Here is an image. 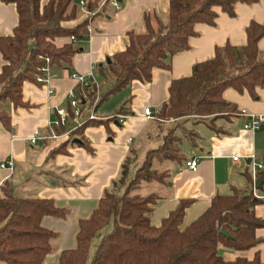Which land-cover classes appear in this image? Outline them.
I'll list each match as a JSON object with an SVG mask.
<instances>
[{"label": "trees", "instance_id": "1", "mask_svg": "<svg viewBox=\"0 0 264 264\" xmlns=\"http://www.w3.org/2000/svg\"><path fill=\"white\" fill-rule=\"evenodd\" d=\"M0 1L12 3L17 12L12 33L0 35V53L5 61L0 66V101L7 100L13 107L25 106L23 82H36L44 57L49 58L55 72L71 66L79 50L76 44L89 37V21L102 12V7L98 9L102 0H83V8L79 0ZM256 1L168 0L164 19L144 12V31L127 30L125 48L96 64L99 103L133 80L150 81L154 68H168L170 58L189 47L196 23H215L216 7L232 16L235 3ZM85 12L89 14L80 22L67 25ZM245 33V44L216 46L213 56L197 62L190 75L171 80L167 100L144 131L145 140L130 139L118 176L104 190L90 215L78 220L75 246L61 250L57 264H264L258 253L252 258L237 256L231 260L219 253L220 246L246 250L261 240L255 230L264 227V218L255 215L254 207L262 199L253 196L250 176L251 190L234 188L228 195L213 196L208 207L185 226L184 212L193 198L179 199L160 224L154 225L150 214L160 196L138 192L140 185L167 181L168 169L159 166L165 161L183 160L179 149L183 137L195 144V130L181 125L187 117L204 120L219 132L214 119L238 113L236 105L223 98V91L229 87L238 92L245 90L254 98L256 88L264 86V50L258 48L264 26L252 20ZM70 36L75 40L60 46L54 42L57 37ZM95 89L87 90L91 100ZM128 103L129 99L106 120H87L58 145V152L67 144L89 147L82 135L85 126L105 124L118 115L130 114ZM0 122L10 128V115L2 109ZM76 136L80 141L73 143ZM12 188L9 180L1 185L0 264H42L58 234L42 226L41 219L45 215L64 218L68 210L57 207L50 198L18 196Z\"/></svg>", "mask_w": 264, "mask_h": 264}, {"label": "crops", "instance_id": "2", "mask_svg": "<svg viewBox=\"0 0 264 264\" xmlns=\"http://www.w3.org/2000/svg\"><path fill=\"white\" fill-rule=\"evenodd\" d=\"M116 1L118 7L108 0L101 8L102 12L91 18L92 32L87 40L76 44L79 50L73 55L69 68L57 70L47 85L23 82L25 106L13 107L7 100L0 101V109L10 115V128H5L0 122V162H12L10 168L0 167V195L1 185L9 180L16 195L50 198L57 207L68 210L64 218L45 215L41 219L42 226L58 234L52 240L53 249L45 255L42 264H57L60 251L75 246L78 220L90 215L104 190L118 176L128 153L129 140H145L144 131L151 119L144 116V108L158 109L168 98L171 80L190 75L197 62L213 56L216 46L245 44V28L250 21L264 26V0L252 4L237 2L232 16L216 7L215 23H196V34L189 38V47L175 53L168 68H154L150 81L133 80L110 94L96 108L100 119L106 120L129 99L130 114H124L120 122L121 115H118L105 124L85 126L82 135L89 147L67 144L58 152V145L71 133L52 140L44 139V136L48 122L56 116L54 108L68 109L66 94L75 84L71 74H88L92 65L102 63L108 56L123 50L128 42L127 30L144 31V12L161 19L166 16L168 0ZM84 17L82 14L67 25H74ZM16 24L15 6L0 1V35L11 34ZM69 41V37H57L54 42L60 46ZM258 48L264 50V36L258 41ZM4 62L0 53V66ZM256 93L253 98L245 90L238 92L229 87L223 91V98L235 104L238 113L228 118H215L214 125L219 132L204 120L193 117L184 120L181 125L197 134L195 144L183 137L179 146L183 160L163 162L162 168L169 171L167 181L148 184V191L160 196L150 214L152 224H160L181 198H193L184 212L182 226H185L208 207L213 196L228 195L234 188L251 190L248 182L251 161H264V125L253 133L244 129L245 116L239 111L244 109L248 113L264 114V86L257 87ZM34 134L39 139L32 144L29 139ZM233 156H238V159L233 160ZM193 157L198 159L195 171L184 165L185 160ZM24 181L32 184L20 190L18 185ZM256 193L264 196V184L256 189ZM254 212L257 217L264 218V198L255 205ZM255 234L261 239L255 246L239 251L220 246L219 253L228 260L237 256L252 258L258 253L264 262V227L257 228ZM95 243L96 240L91 251Z\"/></svg>", "mask_w": 264, "mask_h": 264}, {"label": "built area", "instance_id": "3", "mask_svg": "<svg viewBox=\"0 0 264 264\" xmlns=\"http://www.w3.org/2000/svg\"><path fill=\"white\" fill-rule=\"evenodd\" d=\"M108 0H102L98 6V9L103 7L105 2ZM114 6L118 7V2L116 0H109ZM81 8L84 7L85 1L79 0ZM96 9V10H98ZM95 10V11H96ZM89 12H85V15ZM87 30L89 35L92 32L90 21L87 25ZM71 41L75 40L74 36L69 37ZM40 73L35 75V80L41 85H47L49 79L53 76H56V72L49 65V58L44 57V64L38 68ZM71 77L74 79L75 84L68 90L66 94V99L68 103V109L63 107L56 106L54 108L55 118L48 122L47 132L44 136V139L52 140L60 136H68L76 128L81 127L87 120L98 119L96 115L97 102L99 100V86L100 83L96 81V64L92 65L88 74H77L72 73ZM91 87L96 88V94L94 99H90L87 94V90ZM52 92L51 89L48 91ZM157 109H151L149 107L144 108L143 114L146 118H154ZM240 114L244 115V121L242 127L246 130L253 132L259 131L264 125V114H255L248 113L246 110L242 109L239 111ZM124 118L121 115L119 122ZM70 137V135H69ZM38 135L34 134L30 137L29 142L34 144L38 140ZM130 141V140H129ZM254 156H251L253 159ZM233 160H237L238 156H233ZM12 165L11 161H2L0 162V167L10 168ZM184 165L191 170L195 171L198 166V159L193 157L184 161ZM251 184H252V194L256 198L263 199L264 196H261L256 193L254 187V180L258 175L264 171V162L260 161H251Z\"/></svg>", "mask_w": 264, "mask_h": 264}, {"label": "rangeland", "instance_id": "4", "mask_svg": "<svg viewBox=\"0 0 264 264\" xmlns=\"http://www.w3.org/2000/svg\"><path fill=\"white\" fill-rule=\"evenodd\" d=\"M151 23H152V25L155 27V23H154V20L153 19H151ZM105 101V100H104ZM103 102V101H102ZM97 105H99V100H98V102H97ZM97 115V114H96ZM98 116V115H97ZM99 117V116H98ZM225 118H228L227 116H224ZM99 118H101V117H99ZM78 128H80V127H78ZM78 128H76V129H78ZM179 146H180V143H179ZM166 163H171V161H165ZM164 165H160L159 167H163ZM30 184H32V182L30 181V182H22V184H19L18 185V188L21 190L22 188H28V186L30 185ZM145 184V183H144ZM17 188V187H16ZM148 189H149V187H148V185L147 186H144V185H140L139 186V189H138V192L139 193H141V194H144V193H146L147 191H148ZM15 194H17L16 193V191H15ZM24 195V194H23ZM27 195H29V194H27ZM106 228V227H105ZM104 228V229H105Z\"/></svg>", "mask_w": 264, "mask_h": 264}, {"label": "water", "instance_id": "5", "mask_svg": "<svg viewBox=\"0 0 264 264\" xmlns=\"http://www.w3.org/2000/svg\"><path fill=\"white\" fill-rule=\"evenodd\" d=\"M75 2H78V0H75ZM73 142H79L80 140L78 138H72ZM255 189L259 188L262 184H264V171H262L258 177L253 182ZM222 233H226L222 229L220 230Z\"/></svg>", "mask_w": 264, "mask_h": 264}]
</instances>
